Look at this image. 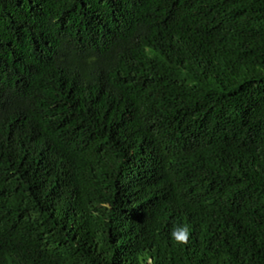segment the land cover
<instances>
[{
    "label": "trees",
    "instance_id": "trees-1",
    "mask_svg": "<svg viewBox=\"0 0 264 264\" xmlns=\"http://www.w3.org/2000/svg\"><path fill=\"white\" fill-rule=\"evenodd\" d=\"M0 264H264V0H0Z\"/></svg>",
    "mask_w": 264,
    "mask_h": 264
},
{
    "label": "clouds",
    "instance_id": "clouds-1",
    "mask_svg": "<svg viewBox=\"0 0 264 264\" xmlns=\"http://www.w3.org/2000/svg\"><path fill=\"white\" fill-rule=\"evenodd\" d=\"M181 239H186V232H185V235L181 237Z\"/></svg>",
    "mask_w": 264,
    "mask_h": 264
}]
</instances>
